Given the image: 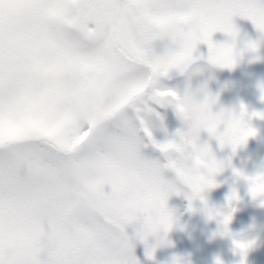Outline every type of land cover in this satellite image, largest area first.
<instances>
[{
	"label": "snow or ice",
	"instance_id": "6c2138e0",
	"mask_svg": "<svg viewBox=\"0 0 264 264\" xmlns=\"http://www.w3.org/2000/svg\"><path fill=\"white\" fill-rule=\"evenodd\" d=\"M237 15L264 32V2L255 0H0V264H139L125 227L142 216L136 238L146 242L172 225L166 199L175 187L162 170L172 168L193 198L216 186L193 179L181 151L201 129L223 147L238 128L217 131L214 100L205 97L179 142L158 143L125 110L151 112L152 102L182 112L190 96L156 90V79L187 68L200 43L210 64L231 68L232 46L211 37L235 38ZM158 41L168 42L159 54ZM144 139L167 163L141 157ZM197 156L209 174L220 170L207 146ZM245 179L257 185L253 197L264 193V173ZM153 251L146 248L149 259Z\"/></svg>",
	"mask_w": 264,
	"mask_h": 264
},
{
	"label": "rangeland",
	"instance_id": "374dc122",
	"mask_svg": "<svg viewBox=\"0 0 264 264\" xmlns=\"http://www.w3.org/2000/svg\"><path fill=\"white\" fill-rule=\"evenodd\" d=\"M255 2L261 3L264 0H255ZM232 23L237 32L235 38L217 31L212 34L211 39L214 44H226L238 48L233 51L235 61L233 66L231 68H219L204 61L208 59H203L204 62H200L201 64L193 70L188 78L179 80L170 88L175 90L179 97L188 95L201 102L206 96L211 98L214 102L210 103V110L215 115L217 112L214 107L215 102H217V114L224 113L223 106L220 104H223V99H226L224 94L226 83H224V80L228 78L240 90L244 101L249 102L259 113L264 114V32L259 31L251 20L239 15L233 16ZM249 34L251 35L249 36ZM167 43V41L156 42L155 50L157 54L163 50ZM252 44L255 45L254 50L249 47ZM169 46L173 50H179L178 45ZM200 54H207L204 56L208 58L207 44L200 43L196 45L192 53L193 60L195 59L194 56ZM191 69L192 66H188L186 71L189 72ZM242 84L245 85L241 86ZM215 93L216 95H213ZM137 107H140V105H137ZM148 107L152 109L151 112L142 110L137 113L131 107L125 111L127 117L135 123H138L137 116L143 118L145 123L147 122L146 126L149 128L153 139L158 143L166 141L179 142L180 138L177 132L188 133V125L183 131L182 129L175 130L177 128L176 123L180 119L179 116H176L174 124H170L166 119L168 113L158 112L153 108L151 102L148 103ZM141 136H143V133H141ZM208 138L209 133L201 129L195 139L197 148L208 141ZM207 147L210 149L211 143H208ZM140 155L144 159L156 160L160 164L166 163V157L155 149L147 139H144L141 144ZM170 155L175 156L174 153H170ZM162 178L173 183L175 187V191L168 194L169 198L166 199V206H170L167 203L169 199L172 200L174 208H185L181 204V199L183 196L182 200L193 198L191 190L179 182L175 178V174L167 169L162 170ZM105 190L110 191L107 187ZM193 201L196 203L189 205L187 202L190 207L188 212L174 213L168 210L172 217L170 229L167 232L160 231L147 236L146 242L136 238V233L143 222L142 216L126 226L125 234L133 245V255L139 261V264H173L175 260L181 262L188 260L192 264H217V261H220V264H264V221L259 225L260 228L263 227L259 232V238L261 239L257 238L258 243L255 242V246L252 245L247 253H241L234 247V242L236 240L248 241V239L242 237L231 238V236L225 235L223 229L214 227L215 221L213 222L212 218L202 219L200 201L195 198ZM146 248L154 249L151 259L146 255Z\"/></svg>",
	"mask_w": 264,
	"mask_h": 264
},
{
	"label": "flooded vegetation",
	"instance_id": "af4514ba",
	"mask_svg": "<svg viewBox=\"0 0 264 264\" xmlns=\"http://www.w3.org/2000/svg\"><path fill=\"white\" fill-rule=\"evenodd\" d=\"M250 35L251 34H249V36ZM232 48L233 51L238 49L236 46H233ZM204 55L200 54L194 56L195 59L188 65L192 66V69L189 72L186 71L187 68L182 72L176 69L171 70L167 76L158 77L159 79L157 78L155 84L153 85L154 89L170 90L179 96L177 92L170 87L179 82V80L188 78L193 70L201 64L200 62H202L203 59H207ZM204 61L210 64L208 60ZM224 83H226L224 87L226 99H223V104H220L223 106L224 113H233L239 116L241 114V106L243 105L246 109V114L243 117V125L246 128H251L255 135L249 137L244 144L236 147L235 149L227 144L221 147L216 137L209 135L208 141L204 142L202 146L200 145V147L207 146L208 143H211V154L222 166L218 172L213 173L212 178L216 186L204 190L200 193L199 197H196L195 199L200 201L202 219L205 220L209 218V214L205 209H215L216 212L212 214L211 217L213 222L215 221L214 227L223 229L224 234L231 236V238L242 237L244 239H248V241H251L252 245L255 246V242L258 243L257 238L260 236L259 232L263 228H260L259 225L262 221H264V196L253 197L250 193V186L248 182L235 175L234 170L249 177L264 172V119L260 116L253 115L254 113H259L258 110L249 102L244 101V98L241 97L240 90L232 80L226 78ZM244 85L245 84H242L241 86ZM213 95H216V93ZM151 104L158 112L168 113L166 116L168 123L174 124L176 116H179L174 105L162 108L155 103L151 102ZM214 107L216 108H214L215 111L218 112L217 102H215ZM217 112L215 115H217ZM140 119L143 120V118ZM186 126L187 125L180 118L176 123L177 128L175 130L179 131L182 129L183 131ZM225 126L226 125L224 123H221L218 126V131L222 132ZM233 191L236 193V199L229 201L228 197ZM167 198L169 197L167 196ZM182 199L181 204L182 206H185V208H174L172 200L168 199L167 203L170 204V206L167 205V209L174 213L190 211L189 205L194 204V198L189 200ZM226 215H230L231 217L227 226V233H225L224 224L222 223L223 217ZM175 261H173V263Z\"/></svg>",
	"mask_w": 264,
	"mask_h": 264
},
{
	"label": "clouds",
	"instance_id": "9594fccd",
	"mask_svg": "<svg viewBox=\"0 0 264 264\" xmlns=\"http://www.w3.org/2000/svg\"><path fill=\"white\" fill-rule=\"evenodd\" d=\"M232 60H233V64H234V54L232 56ZM216 67H219V68H228V67H220L218 64H212ZM204 100L201 102L193 97L190 96L189 98V101L186 105V107L184 108V110L182 112H179L178 115L179 117L182 119V121L190 127H192L193 123L195 122V118L197 117V114L200 113L201 111V105L203 104ZM246 114V112L244 113V115ZM218 115H221L222 116V121L221 123H224L226 126L224 128V130L222 132H219L218 131V128H217V131L223 135L224 132H228L230 130V125L232 124V122L234 121H238L239 122V126L237 129H233L231 131V136L228 138V140H226L225 142V145H230L232 147V143H231V139L232 137H235L236 140H237V143H236V147L244 144L247 139L249 137H252V136H243L242 133L247 131L248 129H251V128H246L244 125H243V117L244 115L242 116L241 114L239 116L233 114V113H220ZM182 149L181 151L186 154V159H187V163L185 165L186 168H190V169H193L195 171V176L192 177L193 179H195V177H200L202 181L205 182V184L208 182V181H211L212 183H214V180H213V174H209L208 173V170L207 168L204 166V163L203 161L199 160L198 156H197V147L196 145H193L191 142H183L182 141ZM233 148V147H232ZM164 156L167 155V153H162ZM211 159L214 160L216 162V164L221 168V164H219L215 157L211 154ZM167 163V161H166ZM167 170H170L171 172H173V169L172 168H165ZM203 170V171H202ZM264 173V172H262ZM185 175H187L188 173H184ZM261 174V173H259ZM258 175V174H257ZM257 175H254V176H257ZM241 179H244L248 182L249 186H250V189L253 188V187H256L257 185L255 184H250L249 181L247 179H245V177H249V176H246L244 175L243 173H241L240 176ZM252 177V176H251ZM182 184L186 185L192 192V189L191 187H189L187 184H185L183 181H180ZM215 184V183H214ZM208 189V187H204L202 191L198 192L195 194L194 198L196 197H199L200 193H202L204 190ZM257 196H264V193H261V192H257ZM208 214L212 213L214 214L216 212L215 209H205ZM228 226V225H227ZM225 228V226H224ZM162 230H159L157 231L156 233L160 232ZM225 233H227V228H225ZM238 245H242L241 246H238ZM234 247L239 250L241 253H247L249 251V249L252 247V242L251 241H247V240H236L235 243H234ZM185 264H190V261L186 260L185 261ZM219 264H220V261H219Z\"/></svg>",
	"mask_w": 264,
	"mask_h": 264
},
{
	"label": "water",
	"instance_id": "95a60500",
	"mask_svg": "<svg viewBox=\"0 0 264 264\" xmlns=\"http://www.w3.org/2000/svg\"><path fill=\"white\" fill-rule=\"evenodd\" d=\"M173 104H169V105H166V106H160V107H162V108H164V107H168V106H172ZM173 264H183L182 262H180V261H176V262H174Z\"/></svg>",
	"mask_w": 264,
	"mask_h": 264
}]
</instances>
